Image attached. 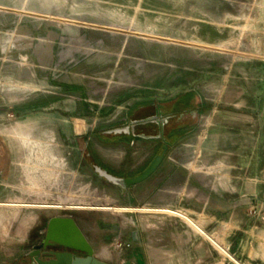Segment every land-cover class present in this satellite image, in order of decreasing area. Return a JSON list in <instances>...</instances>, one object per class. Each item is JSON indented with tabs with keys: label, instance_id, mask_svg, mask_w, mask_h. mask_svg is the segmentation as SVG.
<instances>
[{
	"label": "rangeland",
	"instance_id": "rangeland-1",
	"mask_svg": "<svg viewBox=\"0 0 264 264\" xmlns=\"http://www.w3.org/2000/svg\"><path fill=\"white\" fill-rule=\"evenodd\" d=\"M255 6L248 0H0V159L25 152L38 159L25 169L29 176L53 177L41 194L6 193L10 202L42 204L10 206V214L71 216L98 255L105 247L119 251L123 241L113 230L106 245L96 240L105 220L126 218L117 185L81 163L90 159L115 175L143 170L177 124L160 138L156 128L154 142L121 140L148 135L114 130L134 121L135 105L145 101L193 124L190 113L178 115L189 107L172 114L170 104L202 93L210 107L233 62L262 56L248 48L261 38ZM39 159L47 160L42 172L33 167ZM18 164L5 181L9 168L0 161V189L19 182ZM13 225L9 233L0 228V264H29L45 231L28 238L17 232L19 222Z\"/></svg>",
	"mask_w": 264,
	"mask_h": 264
},
{
	"label": "crops",
	"instance_id": "crops-1",
	"mask_svg": "<svg viewBox=\"0 0 264 264\" xmlns=\"http://www.w3.org/2000/svg\"><path fill=\"white\" fill-rule=\"evenodd\" d=\"M248 1L256 2L253 14L257 18L256 33L261 35L257 47L248 44V48L258 49L262 56L233 62L223 90L210 99V107L204 105L203 100L209 98L202 93H187V97L192 94L189 102L193 107L189 105L178 115L190 113L193 124L165 114L169 122L177 124L167 134L169 141L178 137L176 142L158 141V151L162 152L165 143L170 149L146 180L126 189L115 187L117 207L126 213L125 220H105L104 225L98 226L96 240L106 245L110 240L107 231L113 230L123 241L122 249L116 246L121 252H111L105 247L98 255L86 230L74 218L92 243L97 258L111 264H234L227 257L228 252L247 264H264V0ZM147 104L146 101L136 104L132 113L148 108ZM149 105L155 107L151 102ZM146 135L125 141L155 139L152 133ZM23 142L25 145L26 141ZM157 154H153L143 170ZM36 160L25 152L6 154L0 159L9 168L5 181L12 177L14 163H19L20 168L15 174L19 182L0 189L2 232L6 229L13 232V222H19L17 232H22V236L30 238L32 231L41 236L43 231L46 233L50 219L56 216L39 214L23 218L6 209L42 205L10 202L5 196L41 194L45 192L43 182L52 186L50 175L31 177L25 171ZM89 160H84L81 167L84 168V162L88 169L90 165L93 167ZM39 161L41 164L33 167L42 172L47 168L44 164L47 160ZM143 170L118 176L134 177ZM25 183H33L35 187Z\"/></svg>",
	"mask_w": 264,
	"mask_h": 264
},
{
	"label": "water",
	"instance_id": "water-1",
	"mask_svg": "<svg viewBox=\"0 0 264 264\" xmlns=\"http://www.w3.org/2000/svg\"><path fill=\"white\" fill-rule=\"evenodd\" d=\"M153 119H155L156 123L162 124L161 133L156 136L160 138L164 132V123L168 121V118H164L161 122L156 115L155 117L143 120V122H148ZM135 122L136 121H132L130 124H127V126L114 130V132L116 134H121L125 131L129 132L130 129L134 131ZM169 149L170 145L165 143L162 152L157 154L151 163L140 174L134 177L115 175L96 164L93 165V167L95 171L107 181L126 189L132 185L143 182L151 176L160 166ZM133 235L135 237L136 233L134 232ZM55 244L62 247V249H49V247ZM47 255L50 257L45 258L44 256ZM29 256L31 257V262L29 264H111L96 257L93 245L83 234L75 219L69 216H55L51 218L43 242L34 246Z\"/></svg>",
	"mask_w": 264,
	"mask_h": 264
},
{
	"label": "flooded vegetation",
	"instance_id": "flooded-vegetation-1",
	"mask_svg": "<svg viewBox=\"0 0 264 264\" xmlns=\"http://www.w3.org/2000/svg\"><path fill=\"white\" fill-rule=\"evenodd\" d=\"M165 105H159L157 107H148V108H143L140 109L139 111H137V113H135L134 115H132L134 118V121H136L134 123V127L135 130L140 132H144V133H151L153 131H155L156 128L160 129L162 128V124H158L155 122V119L148 121V122H143V120L145 119H149L151 117H155L156 115L158 116V118L160 119V121L162 122V120L165 118V114L163 113L165 110ZM171 122L167 121L164 123L163 126V131L165 132L169 126ZM164 134V133H163ZM49 249L51 250H60L62 249V247L58 246V245H53L51 247H49ZM46 257H50V256H44Z\"/></svg>",
	"mask_w": 264,
	"mask_h": 264
},
{
	"label": "trees",
	"instance_id": "trees-1",
	"mask_svg": "<svg viewBox=\"0 0 264 264\" xmlns=\"http://www.w3.org/2000/svg\"><path fill=\"white\" fill-rule=\"evenodd\" d=\"M191 96H192V94H190ZM190 95L187 97V96H182V97H180L182 100L180 101L179 99V101H177L176 103H174V104H170V106L172 105V108H173V110H172V114L174 113L173 111H175V113H177L179 110L178 109H180L181 107H183V106H185L186 105V107H188L189 105H190V103H189V101H190ZM192 98V97H191ZM167 105H169V104H167ZM183 105V106H182ZM148 106L151 108L152 107V105H149L148 104ZM180 107V108H179ZM165 137V139H166V141H169V139H168V137L167 136H164ZM130 137H128V136H123V137H119V139H121V140H128ZM178 138V137H177ZM177 138H175V139H171V141H169V143L170 144H174L175 142H176V140H177Z\"/></svg>",
	"mask_w": 264,
	"mask_h": 264
},
{
	"label": "built area",
	"instance_id": "built-area-1",
	"mask_svg": "<svg viewBox=\"0 0 264 264\" xmlns=\"http://www.w3.org/2000/svg\"><path fill=\"white\" fill-rule=\"evenodd\" d=\"M180 215H183V214H180ZM117 247H118L119 249H122L123 244L119 242V243H117ZM226 255H227L228 259H229L232 263H234V264H243L242 262L238 261V260L236 259V257H234L232 254H230V253L227 252Z\"/></svg>",
	"mask_w": 264,
	"mask_h": 264
}]
</instances>
